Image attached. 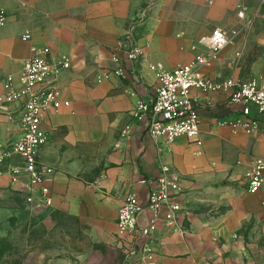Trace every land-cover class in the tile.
<instances>
[{
	"label": "crops",
	"instance_id": "0c3cea01",
	"mask_svg": "<svg viewBox=\"0 0 264 264\" xmlns=\"http://www.w3.org/2000/svg\"><path fill=\"white\" fill-rule=\"evenodd\" d=\"M0 7L9 16L0 30V141L19 136L18 116H10L15 107L1 101L3 79L20 77L35 48L70 57L72 69L60 79L62 100L70 107L49 112L43 122L50 141L42 160L55 169L53 208L43 219L51 228L58 216L73 220L91 244L106 249L76 254L75 260L36 252L24 264H146L122 255L117 218L129 195L146 197L141 181L157 178L163 166L180 177L187 210L180 217L182 233L169 229L167 213L161 212L155 264H264V188L253 196L244 186L252 161L264 158V135L219 126L214 115L225 113L219 109L221 97H212L211 112L202 113L201 147L185 138L161 146L149 136L147 119L132 117L138 102L156 90L150 66L171 71L189 63L205 52L200 39L216 28L232 39L233 54L226 49L204 72L226 78L220 71L228 58L233 72H239V50H245L248 61L256 49H264V0H0ZM257 20L260 29L254 27ZM133 25L145 51L137 66L140 84L116 77L98 82L97 76L112 68L113 51ZM28 32L32 38L25 42ZM255 68L260 75L264 59ZM11 194L16 195L10 178L0 177V204ZM151 218L146 212L141 223Z\"/></svg>",
	"mask_w": 264,
	"mask_h": 264
},
{
	"label": "built area",
	"instance_id": "2783aa9c",
	"mask_svg": "<svg viewBox=\"0 0 264 264\" xmlns=\"http://www.w3.org/2000/svg\"><path fill=\"white\" fill-rule=\"evenodd\" d=\"M243 16V14H240ZM9 22L7 12L0 7V30ZM31 34L23 41L31 40ZM204 53L189 63L168 71L163 66H150L155 72L157 87L148 100H140L132 111L138 122L147 119L146 130L161 146H170L185 138L201 147L202 113L213 108L212 97L223 98L224 115L217 124L247 136L264 135V71L243 78H213L204 72L220 54L233 45L228 33L214 29L199 41ZM145 60V51L134 37V25L120 39L113 51L112 68L97 76L102 82L111 77L140 84L137 66ZM72 69V59L54 53L49 47L35 48L25 61L20 77L8 75L3 79L5 106L15 110L19 136L6 143L0 141V177L8 176L15 194L33 214H44L53 208L51 184L55 169L42 160L41 152L50 136L43 129L45 115L70 107L62 100L60 79ZM130 130V127L127 128ZM148 189L146 197L129 195L117 218L118 248L127 261L140 258L155 264L154 237L162 211H166V226L184 232L180 217L186 212L187 200L178 175L162 167L157 178L143 179ZM245 190L258 195L264 188V158L252 161L244 176ZM1 205V204H0ZM150 212V223L142 224L141 217Z\"/></svg>",
	"mask_w": 264,
	"mask_h": 264
},
{
	"label": "rangeland",
	"instance_id": "374dc122",
	"mask_svg": "<svg viewBox=\"0 0 264 264\" xmlns=\"http://www.w3.org/2000/svg\"><path fill=\"white\" fill-rule=\"evenodd\" d=\"M263 12L262 10L261 13ZM261 26V20H257L254 27L260 29ZM227 51L233 54V45ZM243 51L245 50H239L235 54L238 64L240 63L239 72H233V59L228 58L220 74L226 78H234L238 74L243 78L257 73L255 67L264 59V49H256L248 61ZM222 108L219 107L220 111ZM209 112L211 111H207ZM212 116L210 113L211 118ZM214 116L218 120L221 118L219 115ZM228 184L229 182H226V185ZM0 211V264H24L28 257L36 252L52 253L56 259L57 256H64L67 260H75L76 254H84L91 249L94 252H106V249L97 243L91 244L81 226L73 220L58 216L55 227L46 226L43 214L29 212L25 203L14 194L3 201Z\"/></svg>",
	"mask_w": 264,
	"mask_h": 264
},
{
	"label": "trees",
	"instance_id": "16d2710c",
	"mask_svg": "<svg viewBox=\"0 0 264 264\" xmlns=\"http://www.w3.org/2000/svg\"><path fill=\"white\" fill-rule=\"evenodd\" d=\"M23 201V200H22ZM1 257V256H0Z\"/></svg>",
	"mask_w": 264,
	"mask_h": 264
}]
</instances>
